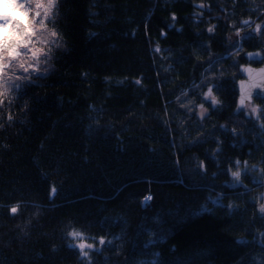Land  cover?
<instances>
[{"label":"trees","instance_id":"trees-1","mask_svg":"<svg viewBox=\"0 0 264 264\" xmlns=\"http://www.w3.org/2000/svg\"><path fill=\"white\" fill-rule=\"evenodd\" d=\"M27 13L7 15L10 41L31 28L47 58L24 80L21 48L0 73L26 85L0 96V264H264V113L238 112L236 89L264 61V0H57L43 27Z\"/></svg>","mask_w":264,"mask_h":264},{"label":"snow or ice","instance_id":"snow-or-ice-1","mask_svg":"<svg viewBox=\"0 0 264 264\" xmlns=\"http://www.w3.org/2000/svg\"><path fill=\"white\" fill-rule=\"evenodd\" d=\"M5 3H10L13 6L16 7H20L23 8L24 4H20L18 3V0H4ZM56 2L57 0H47V5L45 6L41 0H36V8L38 9L35 12V16L33 17V19L35 20L36 18H40L41 17V11L40 9H43V17L38 19L36 22L39 23V25H41L42 27L45 26V22L46 21H53L54 17L56 15ZM25 15L27 16L28 13L25 12ZM10 18L7 15L4 14H0V29L5 28L9 23H10ZM244 23H247V21H245ZM14 29L17 32L18 35V39H16L15 41H9V39L5 36H3L2 34H0V73H3L4 68L5 67H11V64L5 65L4 64V59H5V54H7V56L9 58H15V57H19L21 55H25L27 53H21L20 51H18V49H27L28 52L31 53V57L33 59H37L39 55H45V58H47L46 54L43 53L42 49H35L33 50V48H30L29 45L32 44V36L34 35V32L32 31L31 28L25 29L23 31L20 30V25L18 23H16L14 25ZM257 29L259 31H264V26L258 25ZM209 31H212V29H209ZM57 35V33L55 31H53L51 33L52 37H55ZM52 43H58V41L53 40ZM250 59L255 60L258 59L259 56L258 54H249ZM19 67L23 70L24 73H29V69L31 68L32 71H38V68L35 67L32 64H29L28 67H25L23 63H21L19 65ZM249 73L251 74V70H248ZM37 78H43V76H39ZM17 80L20 79V76L16 77ZM30 79V73L28 76L24 77V80H29ZM137 83H139V81H137ZM26 85L24 84H17V83H11L9 84L8 81H4L2 83H0V88H4L5 90L3 92H0V96H4L7 95V88L11 87L14 91H16L17 93H19L21 91L22 88H24ZM27 86H31V85H27ZM253 87H258V88H262V92H258L255 93V96L257 98H261L264 99V86H262L261 84L257 83L252 85ZM213 87H217V86H213ZM218 90V88H217ZM212 89H209V92L206 94V96L211 95ZM252 93L249 92L248 93V98L251 99L252 97ZM2 102V101H0ZM212 103L213 105H216L219 103L218 100L215 99V97L212 98ZM244 104V98L242 97L240 100V105L242 106ZM201 107H203V105H201ZM238 112L240 111V109L238 108L237 110ZM257 111L264 113V108L262 109H257V108H253L252 109V113H257ZM259 118V117H257ZM261 127H264V124L261 125ZM239 164V162H237V165ZM245 170V174H246ZM241 173L240 172H234L233 176L235 178L234 182H239V177H240ZM56 189L53 188L52 190V194L54 195L56 193ZM150 199V197L146 198ZM17 206H13L10 211L12 213H16L17 212ZM260 211L262 213H264V206H261ZM68 236H70L72 238L73 241L77 240V238H79V242L78 243H69L68 247L70 249H75L78 248L80 250V256L82 258H84L85 260H87V258L89 257V252L86 251V249H92L93 245L92 244H87L85 243V236L83 234V232L79 231V230H73L71 232L68 233ZM100 244L103 245L105 244V240L104 238H100ZM108 244H111V241L107 242ZM95 251L99 252L101 251L100 249H95ZM154 264H159V262H154Z\"/></svg>","mask_w":264,"mask_h":264},{"label":"rangeland","instance_id":"rangeland-1","mask_svg":"<svg viewBox=\"0 0 264 264\" xmlns=\"http://www.w3.org/2000/svg\"><path fill=\"white\" fill-rule=\"evenodd\" d=\"M27 1V2H26ZM36 1H32V0H18V3H20V4H24V7L23 8H20V7H16V6H13L12 4H10V3H5L4 2V0H0V14H4V15H10L9 17H18V18H20V17H22L23 16V14H24V12H27V9L29 10V12H30V14H31V16H35V5L36 4H34ZM258 14V13H257ZM259 15V17H263L261 14H258ZM257 19H260V18H258V17H256V18H252L251 20H257ZM7 26L5 27V28H3V29H0V34H2L3 36H5V37H7L8 39H9V41H10V38H9V36H8V33H7ZM16 32V31H15ZM14 31H13V33H15ZM16 34V33H15ZM17 37H18V35H16ZM38 40H37V38H36V36H33V38H32V44H30L29 45V47L30 48H33V50H35V49H42L43 50V53H45L44 52V49L46 48V47H42L41 45H39V44H34L35 42H37ZM44 55H39V57H38V60L37 59H33L32 57H31V53H29L28 54V58L26 59V61L28 62V64H32V65H34L35 63H38L40 66H43V64L42 63H39L40 61H42V59H44V57H43ZM242 67H243V65L240 67V75H241V69H242ZM211 70V69H210ZM212 71V70H211ZM213 72V71H212ZM204 73H207V74H205L204 75V77L206 76V75H209L208 74V70L206 69L205 71H204ZM208 77V76H207ZM237 83V82H236ZM207 90V89H206ZM209 92V91H208ZM207 91H206V93L205 94H207L208 93ZM206 98H209V99H212L213 98V96L212 95H208V96H205ZM249 107V108H248ZM253 108H259L257 105H255V104H253L252 105V103H248L247 104V106H246V111H244V113L246 114V115H248V116H251V117H258V113H259V111H257V113H252V109ZM207 113V109H206V107L205 106H203V107H201V105L198 107V109H197V114L199 115V116H203V115H205ZM147 200H145L144 202H146ZM144 204V203H143ZM74 243H76V242H74Z\"/></svg>","mask_w":264,"mask_h":264},{"label":"water","instance_id":"water-1","mask_svg":"<svg viewBox=\"0 0 264 264\" xmlns=\"http://www.w3.org/2000/svg\"><path fill=\"white\" fill-rule=\"evenodd\" d=\"M249 69L251 74L248 71ZM241 76L236 83L238 108L244 107L254 98H257L255 93L262 92V88L253 87L252 85L259 83L264 86V61L256 65L245 64L241 69ZM249 92L253 94L251 99L248 98ZM242 97L244 98V104L241 106L240 100Z\"/></svg>","mask_w":264,"mask_h":264},{"label":"bare ground","instance_id":"bare-ground-1","mask_svg":"<svg viewBox=\"0 0 264 264\" xmlns=\"http://www.w3.org/2000/svg\"><path fill=\"white\" fill-rule=\"evenodd\" d=\"M249 103H252V101L251 102H249ZM252 105H253V103H252ZM246 106L247 105H245L244 107H242V108H239V109H246ZM249 108V107H248ZM149 197V195L147 196V198Z\"/></svg>","mask_w":264,"mask_h":264},{"label":"built area","instance_id":"built-area-1","mask_svg":"<svg viewBox=\"0 0 264 264\" xmlns=\"http://www.w3.org/2000/svg\"><path fill=\"white\" fill-rule=\"evenodd\" d=\"M144 200H146V198Z\"/></svg>","mask_w":264,"mask_h":264}]
</instances>
